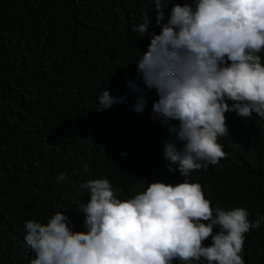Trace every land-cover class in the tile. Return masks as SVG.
<instances>
[{
  "label": "trees",
  "instance_id": "trees-1",
  "mask_svg": "<svg viewBox=\"0 0 264 264\" xmlns=\"http://www.w3.org/2000/svg\"><path fill=\"white\" fill-rule=\"evenodd\" d=\"M147 20L143 36L131 30ZM157 32L152 0H0V264H29L34 256L24 240L28 219L64 211L80 229L87 180L106 177L125 199L148 182L184 179L167 170V126L150 115L155 90L136 70ZM258 54L264 62V49ZM127 80L143 90L140 112L131 108L140 93ZM105 87L125 99L97 111ZM225 117L228 134L218 142L227 155L188 179L200 183L210 207H245L254 219L264 214V119ZM244 237L245 264H264V223Z\"/></svg>",
  "mask_w": 264,
  "mask_h": 264
},
{
  "label": "clouds",
  "instance_id": "clouds-1",
  "mask_svg": "<svg viewBox=\"0 0 264 264\" xmlns=\"http://www.w3.org/2000/svg\"><path fill=\"white\" fill-rule=\"evenodd\" d=\"M152 9L159 32L135 60L136 70L144 87L155 90L150 115L167 126L161 150L167 170L184 179L148 182L125 199L114 195L106 177L87 180L82 187L88 199L78 205L80 229L64 211L24 222V240L34 253L29 264H245L244 234L259 228L264 214L249 219L245 207H210L200 183L188 177L227 155L218 142L228 134L226 112L264 119V62L258 54L264 49V0H152ZM147 25L131 30L143 36ZM126 83L140 93L132 110L142 111L143 90ZM124 99L105 87L95 109ZM64 178L63 172L56 177Z\"/></svg>",
  "mask_w": 264,
  "mask_h": 264
}]
</instances>
